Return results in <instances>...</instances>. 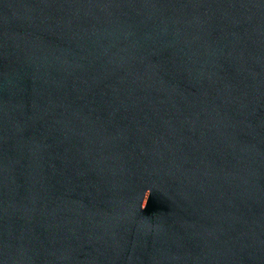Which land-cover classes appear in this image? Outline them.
Here are the masks:
<instances>
[{
  "label": "water",
  "instance_id": "95a60500",
  "mask_svg": "<svg viewBox=\"0 0 264 264\" xmlns=\"http://www.w3.org/2000/svg\"><path fill=\"white\" fill-rule=\"evenodd\" d=\"M0 264H264V0H0Z\"/></svg>",
  "mask_w": 264,
  "mask_h": 264
}]
</instances>
